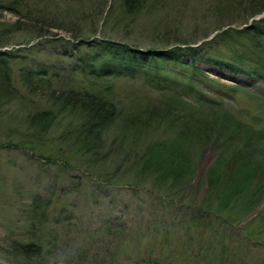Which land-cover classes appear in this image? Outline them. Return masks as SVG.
I'll list each match as a JSON object with an SVG mask.
<instances>
[{
    "label": "rangeland",
    "instance_id": "rangeland-1",
    "mask_svg": "<svg viewBox=\"0 0 264 264\" xmlns=\"http://www.w3.org/2000/svg\"><path fill=\"white\" fill-rule=\"evenodd\" d=\"M113 1L0 0V50L11 52L0 53V264H264V188L255 179L249 184L240 167L228 168V161L220 160L221 140L214 142L215 135H210L203 141L204 135H195L198 131L182 136L190 140L187 152L194 170L181 166L186 177L176 182L177 193L172 195H167L169 174L163 173L161 184L152 174L142 179L135 168L144 158L140 152L128 155L126 148L134 143L142 152L173 139L186 123L174 117H188L195 104V113L201 111V100L207 114L189 117L226 125L229 134L239 126L252 136L264 133V48L253 45L244 33H239L237 47L220 43L217 55L231 61L239 54L243 72L197 64L215 79L211 87L188 79L190 72L178 67L173 88L181 94L196 88L184 93L181 103L147 84L146 75L110 84L73 71L77 57L66 56L81 37L93 41L108 36L146 50L179 38L204 40L229 22L240 32L255 21L264 23V11L253 16L256 7L250 6H261L264 0H149L123 22L114 17L120 6L112 14L106 12ZM87 50L93 55L98 51ZM30 69L45 72L49 82L41 81L49 87L41 85L30 93L21 76ZM6 72L11 77L5 78ZM70 88H101L120 105L115 110L118 120L103 130L107 135L98 159L74 144L85 112L51 98ZM163 101L173 106L162 121L146 112L152 106L160 115ZM48 115L51 125L38 129ZM139 116L147 125L137 143L136 132L124 125ZM118 134L127 137L126 145ZM160 160L166 168L172 166L169 156ZM18 240L42 244L41 255L17 256Z\"/></svg>",
    "mask_w": 264,
    "mask_h": 264
},
{
    "label": "trees",
    "instance_id": "trees-1",
    "mask_svg": "<svg viewBox=\"0 0 264 264\" xmlns=\"http://www.w3.org/2000/svg\"><path fill=\"white\" fill-rule=\"evenodd\" d=\"M116 2L117 1L115 0L111 2L108 6V11L106 10V12L112 14L114 9L120 6V13H118V11L114 17L119 22H123L126 16L133 15L136 14V12H139L143 8V6L147 2H149V0H119V3ZM259 4L261 6L256 3L250 4V6L256 7L252 10L253 16L264 11V1H261ZM262 21H264V18ZM257 22L258 21H255L250 26H245L240 32L232 29L229 25L231 24V22H229L228 25L226 24L225 26L227 27L226 29H224L223 27L222 31L215 34L212 39L213 41H206L200 46H191L190 44H193L194 42H182L185 40L179 38L177 39L178 42H175L188 44V46H174L175 42H168L163 45L165 47L150 46L146 50H142V46H137L124 40L120 41L117 39H113L108 36L96 38L93 41H91L89 38L84 39L81 37L78 42L73 43L71 53H66V56L70 57L73 55L77 57V60H75V66L72 67L73 71L79 70L81 72H84L87 77L94 76L98 79H104L103 81L107 80L108 82H110V84L116 79L125 76H130L133 78L136 75H146L149 77V81L146 80L147 84L158 88L163 92V94H169V96L177 97L176 102L181 103V97L185 98V92L182 91L181 94L175 88H173L175 83L178 81L175 69L183 66L191 74L188 79H196L201 85L204 84L209 87H211L210 82L215 81V79L208 77L203 69L197 65L199 63L208 62L214 65V67H219L220 69H229L230 71H233L235 73L243 72L241 66L239 65V54L235 55L237 60L231 59V61H227L223 56L217 55V47L222 42H231L233 43L232 47H237L234 44H238V41H240L239 33H244L249 37L250 42L254 43L253 45L258 48H264V23ZM245 31L248 33H246ZM234 32H236V34ZM1 42L4 41L1 40ZM94 47L97 48L98 51L93 55V53L89 52L87 49H93ZM207 47L211 51H207ZM161 48H163V50H161L159 54H155V51L160 50ZM0 53L10 55L11 52L0 50ZM99 57L101 58L99 64L95 65ZM236 63L238 65H235ZM26 72L27 73H22L21 76L23 77L24 84L29 89L30 93H36L41 90V88L39 87L41 85L49 87V84L41 81L46 80V76L44 75L47 74L45 72L34 71L32 69L26 70ZM31 72H37L39 75L32 74ZM42 73L43 76L41 75ZM245 73H247L248 75L254 74L252 70H246ZM9 77H11L10 73L6 72L5 78ZM36 77H39V79H33ZM109 87L110 86L108 85V89ZM49 89L50 95L49 93L48 95L52 96L54 90H52L51 88ZM190 89L191 91L185 94L190 95L196 90V88H194L193 86ZM243 89L246 90L245 88ZM3 90L9 92V89L3 88ZM173 91H176L181 96L174 95ZM249 92L252 93V91ZM224 94L225 92L222 90V95ZM203 96L204 98L208 97L205 94H203ZM51 98L53 99L55 104H57V102H59L60 100L63 101L65 105H74L75 108L85 112L83 113L84 119L82 123L79 124V130L76 133L74 144L78 145L76 147L79 148L78 151H80L81 149L90 154L93 153L94 155H91L93 159L100 158L102 156L100 148L104 145V142H102V140H105L104 138L107 135L103 132V130L109 124L115 123L118 120V115H115V110H118V107H120V105L114 102L110 94L105 93L101 88H99L98 90L85 89L81 91H76L70 88L67 92H62L57 96H53ZM160 102L161 100L156 103ZM199 105H202L199 108L203 109L195 113V107H198L195 104L191 106L192 112L189 115L198 116L200 112L206 111L203 107L206 104L202 100ZM162 106H164V109L161 111L160 115L155 108L154 111H151L153 110L151 108L152 106L147 107L146 112H149L152 116L158 117L159 120L162 121V118L160 117L165 116L166 114L169 115L171 107L173 105L171 104V102L163 101ZM48 112L49 111L43 113L48 114ZM50 114H52V112H50ZM210 114L213 115V113ZM189 115L188 117H174L175 121L177 120V122H181L183 120H186V123L183 126V131L179 132L177 136L173 139L171 138V140H161L156 143L153 148L143 149L142 152L136 150L137 145L134 143H132L133 145H129L131 143L128 144L129 146L127 145L126 148L128 149V155L134 156L136 153L140 152L139 154H141L142 158H144L139 166L135 168L139 172V177L142 176V179H144L145 176H149L152 174L156 176V182H159L161 184L163 183V181L161 182V177L163 176L164 172H167L170 177L165 179H171V181L167 182V185H169L167 189L171 191V193L166 194L172 195L177 193L175 191L178 189L176 182L186 177L184 176L185 171L184 174L181 173L183 172V170L180 169L181 166L182 168H185L186 165L185 169H190V166L193 163L190 155L187 152V145L190 140L184 139L182 136L188 135L190 133L189 131H198L200 133H195V135L197 137H200L201 135L203 137L204 135V137L201 139L203 141H207L213 135H215V139L211 138L212 141L220 142L221 140V143L217 142L218 150H220V160H222V162L223 160L228 161V168L233 166H237L238 168L240 167V171L244 172L248 177L249 184L251 180L255 179L259 182L260 187L262 189L264 188V183L260 182L261 180H264V133L257 132L252 136L249 134L250 130L248 128L239 126L238 132L229 134L227 131L228 128L225 127L226 125L224 126L223 124L217 122H215L214 124H209V121L191 118L189 117ZM205 115L201 117H204ZM48 117L49 115L46 118L47 120H41L38 129L43 130L46 129L45 127L51 125V123L53 122V118L51 119ZM146 125L147 122L144 121V118L142 116H139L137 120L126 121L124 128H132V130L136 132V137H134V139L138 143V139L144 133ZM209 126L215 127L211 128L212 130L208 131L205 134V130ZM118 135L120 137L121 144H123V146L126 145L127 137L121 134ZM116 139L115 141H113V144H115ZM78 141L80 142L79 144L77 143ZM163 153H165V155ZM167 155L170 157V161L172 162V166L168 168H166L160 160L161 158H167ZM129 160L135 159L133 157ZM184 162L186 163L182 165ZM190 170L193 172L194 168ZM91 173L93 174L94 172L91 171ZM224 180H227L226 177H224ZM159 189L161 190V188ZM159 192L164 195V193H162L161 191ZM33 227L37 228L39 226L33 225ZM32 230L37 231L35 229ZM14 245V249L16 250L15 254L17 256L31 259L33 258V256H40V253L42 252L41 248L43 247L42 244H39L34 240L32 242H24L18 240L14 242ZM16 260L15 262H17Z\"/></svg>",
    "mask_w": 264,
    "mask_h": 264
},
{
    "label": "bare ground",
    "instance_id": "bare-ground-1",
    "mask_svg": "<svg viewBox=\"0 0 264 264\" xmlns=\"http://www.w3.org/2000/svg\"><path fill=\"white\" fill-rule=\"evenodd\" d=\"M180 43V42H179ZM182 45H185V44H183V43H181V44H177V43H175L174 44V46H182Z\"/></svg>",
    "mask_w": 264,
    "mask_h": 264
}]
</instances>
